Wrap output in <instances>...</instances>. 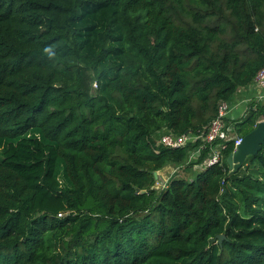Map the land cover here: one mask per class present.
<instances>
[{
  "label": "trees",
  "instance_id": "1",
  "mask_svg": "<svg viewBox=\"0 0 264 264\" xmlns=\"http://www.w3.org/2000/svg\"><path fill=\"white\" fill-rule=\"evenodd\" d=\"M262 68L264 0H0V264H264V145L194 176L156 145Z\"/></svg>",
  "mask_w": 264,
  "mask_h": 264
},
{
  "label": "built area",
  "instance_id": "2",
  "mask_svg": "<svg viewBox=\"0 0 264 264\" xmlns=\"http://www.w3.org/2000/svg\"><path fill=\"white\" fill-rule=\"evenodd\" d=\"M253 84L264 88V68L258 71ZM233 109L232 104L223 101L218 107L217 115L207 127L182 134L164 129L157 133V141L170 149L188 148L186 164H192L193 168L205 171L223 162V151L229 142L233 141L236 149L242 141L243 137L237 134L235 124L231 123ZM181 167L182 165L176 169Z\"/></svg>",
  "mask_w": 264,
  "mask_h": 264
},
{
  "label": "water",
  "instance_id": "3",
  "mask_svg": "<svg viewBox=\"0 0 264 264\" xmlns=\"http://www.w3.org/2000/svg\"><path fill=\"white\" fill-rule=\"evenodd\" d=\"M188 132V131H187ZM264 145V120L259 121L257 126L245 136L241 143L236 147L228 159L229 167L234 171H238L249 156L257 155ZM155 178H158V172H155ZM225 238L224 235H219L220 242Z\"/></svg>",
  "mask_w": 264,
  "mask_h": 264
},
{
  "label": "crops",
  "instance_id": "4",
  "mask_svg": "<svg viewBox=\"0 0 264 264\" xmlns=\"http://www.w3.org/2000/svg\"><path fill=\"white\" fill-rule=\"evenodd\" d=\"M253 101L264 103V88H260L255 84H252L239 90L234 102L232 103L234 106L232 111L233 118L231 119L232 124H236V122L245 115ZM261 120H264V118H261Z\"/></svg>",
  "mask_w": 264,
  "mask_h": 264
},
{
  "label": "rangeland",
  "instance_id": "5",
  "mask_svg": "<svg viewBox=\"0 0 264 264\" xmlns=\"http://www.w3.org/2000/svg\"><path fill=\"white\" fill-rule=\"evenodd\" d=\"M93 86L96 87V82L93 84ZM31 134L32 135H39L38 132H32ZM156 145L160 146L161 144H159L157 141ZM7 147H8V142L0 143V155L6 150ZM178 166H180V165H177V166L168 165V166L164 167L163 169H161L160 171H158V178H156L155 187L156 188H163L168 183V181L171 177H174L176 175H179V176L182 175L184 173V171H182L183 165L180 169L177 170L176 167H178ZM188 171H189L191 176H194L196 173L200 172V169H196V168L192 167V168L188 169ZM60 179L62 182L66 183V181L64 180L65 178H64L63 172H61V174H60Z\"/></svg>",
  "mask_w": 264,
  "mask_h": 264
}]
</instances>
